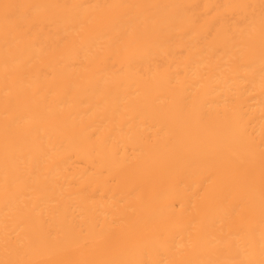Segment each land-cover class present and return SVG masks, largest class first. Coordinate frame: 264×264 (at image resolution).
<instances>
[{
    "label": "bare ground",
    "instance_id": "1",
    "mask_svg": "<svg viewBox=\"0 0 264 264\" xmlns=\"http://www.w3.org/2000/svg\"><path fill=\"white\" fill-rule=\"evenodd\" d=\"M0 264H264V0H0Z\"/></svg>",
    "mask_w": 264,
    "mask_h": 264
}]
</instances>
